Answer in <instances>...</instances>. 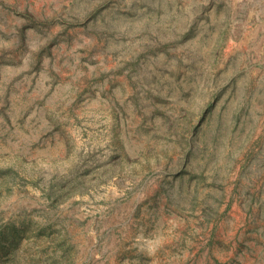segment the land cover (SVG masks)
Returning <instances> with one entry per match:
<instances>
[{"label":"rangeland","instance_id":"obj_1","mask_svg":"<svg viewBox=\"0 0 264 264\" xmlns=\"http://www.w3.org/2000/svg\"><path fill=\"white\" fill-rule=\"evenodd\" d=\"M0 264H264V0H0Z\"/></svg>","mask_w":264,"mask_h":264}]
</instances>
